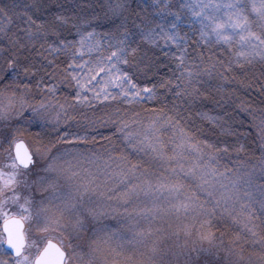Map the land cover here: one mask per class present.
Instances as JSON below:
<instances>
[{"label":"snow or ice","instance_id":"1","mask_svg":"<svg viewBox=\"0 0 264 264\" xmlns=\"http://www.w3.org/2000/svg\"><path fill=\"white\" fill-rule=\"evenodd\" d=\"M34 7L39 12L42 5ZM98 8L85 16L51 13L40 22L28 16L27 27L16 31H10L12 19L0 8V45H5L0 47V264H157L169 255L178 264H264V148L259 165L243 175H232L221 164L231 152L246 151L244 134L226 107L239 99L235 109L250 112L257 100L235 97L224 83L211 85L214 74L220 81H238L254 89L264 105V0L259 9L251 8L258 22L249 19L243 0L181 4L200 18L192 52L189 34L181 35L183 13L173 12L168 0L158 8L160 22L129 0H107ZM221 10L223 19L217 15ZM72 29L78 40L68 39ZM213 36L227 46V59L205 57L203 48L197 52L201 41L211 52ZM161 40L178 50L172 60L180 74L175 84L161 77L151 87L141 86L139 80L164 66L153 51ZM105 46L106 55L83 59ZM117 64L131 71L113 75ZM232 72L244 73L243 79L229 76ZM61 86L70 93L58 96ZM169 93L183 100V112L175 103L168 106ZM149 102L160 107L144 109L147 123L140 113L132 119L120 115L121 107ZM112 105L120 107L106 119L77 122L74 131L67 123L78 108L95 113ZM198 105L195 123L192 110ZM217 107L220 113L213 115ZM105 125L121 135L120 155L109 154L95 167L64 160L85 155L80 149L95 143L96 135L110 142L112 136L99 132ZM229 137L235 139L229 143ZM125 151L143 156L133 163ZM110 219L118 226L111 227ZM220 225L227 230L241 225L243 231L218 237L213 229ZM249 243L254 249L259 245V252L246 253Z\"/></svg>","mask_w":264,"mask_h":264},{"label":"rangeland","instance_id":"2","mask_svg":"<svg viewBox=\"0 0 264 264\" xmlns=\"http://www.w3.org/2000/svg\"><path fill=\"white\" fill-rule=\"evenodd\" d=\"M107 0H0V8H4L8 15L12 19V24L9 26L10 31H16L18 28L27 27L25 21L28 16H31L34 20H37V22H40L42 20L51 19V13L56 12H63L69 17L72 16H85L88 15L92 8H95L96 10H99L98 6L99 4L106 3ZM133 8L143 9L144 15H149L152 18H154L157 22H160L161 14L158 12V8L163 6L164 0H160L159 5L154 3V0H129ZM193 0H168V4L171 7V10L173 12L180 10L183 13V23L181 24V35H183L185 32L189 34V52H192V49L196 47L195 41L199 38V19L192 16L190 9H181L180 6L183 3H192ZM243 3L247 5V15L249 16V19L253 22H258L259 17L257 13H254L251 11L252 5L254 4L257 9H259L261 0H243ZM40 4L42 5L41 11L37 12L34 5ZM91 5V8L89 7ZM198 10V9H197ZM211 12V10H209ZM166 15V13L164 14ZM220 18H224L223 16V10L221 12L217 13ZM169 20L173 19V17L169 16L167 17ZM2 19V17H0ZM90 31L91 29H87ZM253 30L256 29V23L253 24ZM98 31H102V29H98ZM232 30L228 29L226 34H231ZM68 35V39L70 40H78L79 37L76 35V30L72 29L70 34ZM213 43L210 45L212 48V51H208L209 46H205L204 42L201 41L200 48H197V52L203 48L205 57L209 55H214L216 59H227L231 53L227 51V46L221 44L215 43V37L212 38ZM5 45H0V47H3ZM37 47H39V44H37ZM159 50H161L163 53L170 52V55L167 56L168 58L172 59V54L179 55L178 50L173 46L171 49H169V46H166L164 44V41L161 40L159 42V46L157 47ZM235 50L239 51V45L234 44ZM106 46L104 49H101L98 52H92L90 54L84 55V60H93L95 61L99 56L106 55L107 52L105 51ZM114 50V49H113ZM223 52V55L221 53ZM51 59V57H50ZM59 59H64L63 56H61ZM177 63V61H174ZM192 61L189 60L188 63H191ZM113 63L115 64V60H113ZM196 63H199L197 60ZM61 69L64 67H67V62L62 64ZM260 64L257 63L255 65V70H259ZM195 70V69H193ZM250 69L249 71H251ZM79 71V70H77ZM124 71H131L126 65L124 64H117L115 69H112V74H117L119 72ZM107 73L105 74L102 79L107 78ZM229 76H237L239 79H243L244 73L241 72H232L228 74ZM207 79V77H206ZM27 82V81H25ZM7 83V81H5ZM141 86H144L145 84L149 87L152 86V83L149 82H143L139 81ZM218 83H224L227 85L225 91H234L235 97H242L249 101L256 99L257 103L251 105L252 111L250 112H242L238 109H235V104H239L240 100L236 99L235 104H229L226 107V111L232 113V117L234 118L237 123L235 124V128L238 132L243 133L244 135L241 137V142H244L246 144V151L241 152L237 154L236 152H231L230 156L223 157L221 159V164L226 165L230 170H232V175H243L246 171L250 170L253 165H259L258 158L261 156V150L264 148V131H262V128H264V124H262V121H264V112H261L260 109L264 108V105L259 104L258 98H257V92L254 89H245L242 85L239 84L238 81L236 82H228V81H220L218 77L213 75L211 78V85L215 87ZM175 84V81H174ZM63 93H70V90L67 88H64L61 86V92L57 93L58 96L62 95ZM170 96H174L170 94ZM41 97L39 95L34 97L35 101H39ZM166 103H168V106L170 107L172 104V101L167 100ZM180 111H184L182 109L183 105L181 103V99L174 96V102ZM115 107H120L119 105H112L108 108H97L95 113H93L91 110L81 107L78 108L76 111L69 113L70 116L74 117V120L67 121V123L72 124V130L74 131L76 129V124L79 122L81 125L86 124L89 118L92 119H106L107 114L112 113L113 109ZM153 107H160V105H155L153 103H145L141 106L133 107V108H125L121 107L120 115L123 116L125 119H132L135 113H140L139 119H143L145 123H147L146 117L149 115V113L145 112V108H153ZM200 107L199 105L194 107L192 112L195 113L197 108ZM203 107L205 108H213V105L211 104H205ZM167 110V109H165ZM127 111V116H125V112ZM84 112V113H83ZM220 113L219 107L215 108L213 111V115ZM87 116H86V115ZM171 114V113H169ZM186 115V112L184 113ZM222 114V113H221ZM54 115V113H53ZM114 120L118 117L113 116ZM90 119V120H92ZM61 128L65 127V124L60 125ZM191 127V125H189ZM36 128H33L32 131H36ZM51 129H49L50 131ZM187 130V129H186ZM99 132L103 136H112V140L110 142L103 141L101 139V135H96L95 143H92L90 147L88 148H82L80 149L81 152H83L85 155L83 156H67L64 158L66 161H70L72 164H76L79 162V164L82 167H95L96 165L103 166L105 162L108 159V155L118 156L121 154V150L124 149L125 145L122 143V137L119 133L116 132V128L112 125H105L104 127L99 128ZM113 133H116V135L113 136ZM169 134H171L169 132ZM194 134V133H193ZM23 135V134H22ZM53 135H55L53 133ZM203 138V137H200ZM213 139L215 137H212ZM91 141V137L89 138ZM229 143H231L235 138L229 137L226 138ZM115 146L117 149L116 151H111V149ZM62 151V149H61ZM124 155H128L129 159L132 160L133 163H136L137 160L141 159L143 154L140 156H136L135 154H129V152L125 151ZM89 158L91 159L92 163H89ZM63 163V161H61ZM148 165L146 164L145 167ZM220 171H224V168L221 167ZM259 213H257V216ZM111 227H117V222L115 220L110 219L109 220ZM231 223V221H229ZM259 223V221H257ZM215 234L219 237L220 233L223 231H230V233H234L236 231H243V228L241 225H232V228L230 230L225 229L223 225H220L218 228L213 229ZM230 238L229 235H226L224 237L225 241ZM246 253L256 251L259 252V245L255 247V249L252 247L251 243L248 244V246L245 249ZM181 263V262H180ZM157 264H178V262L171 257V255L164 257L160 259Z\"/></svg>","mask_w":264,"mask_h":264},{"label":"trees","instance_id":"3","mask_svg":"<svg viewBox=\"0 0 264 264\" xmlns=\"http://www.w3.org/2000/svg\"><path fill=\"white\" fill-rule=\"evenodd\" d=\"M153 51L155 52V55L157 57H159V59L157 60V64L159 65H164L162 67H159L158 71L150 78V79H141L139 81H143V82H149V83H156L157 81L160 80L161 77L164 78H170L176 82L175 77H178L180 74L181 69H177L176 68V62H174V60L166 57L163 55V53L161 51H159L158 49H153ZM175 74V75H173ZM171 93H169L167 95V100L172 101V103L174 102V96H170ZM181 103L183 105L182 109L184 110V103L183 100H181ZM186 115H188V113L186 112ZM192 116L194 118L195 123H199L198 119H195L194 117V113L192 112ZM207 126V125H205ZM182 264V262L180 263Z\"/></svg>","mask_w":264,"mask_h":264},{"label":"bare ground","instance_id":"4","mask_svg":"<svg viewBox=\"0 0 264 264\" xmlns=\"http://www.w3.org/2000/svg\"><path fill=\"white\" fill-rule=\"evenodd\" d=\"M156 49H158V48H156ZM158 50H159V49H158ZM159 51H161V50H159ZM161 52H162V51H161ZM162 53H163V52H162ZM83 113H84V112H83ZM85 115H86V114H85ZM86 116H87V115H86ZM90 119H92V118H89V120H90Z\"/></svg>","mask_w":264,"mask_h":264}]
</instances>
